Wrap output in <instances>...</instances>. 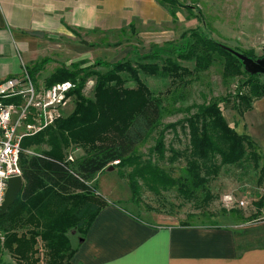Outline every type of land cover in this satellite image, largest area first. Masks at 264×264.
<instances>
[{"label": "trees", "instance_id": "16d2710c", "mask_svg": "<svg viewBox=\"0 0 264 264\" xmlns=\"http://www.w3.org/2000/svg\"><path fill=\"white\" fill-rule=\"evenodd\" d=\"M200 23L204 24L202 20ZM224 47L197 28L183 33L178 43L154 47L148 54L137 53L136 62L96 60L91 66L74 63L50 74L44 80L47 87L73 84L69 93L73 98L71 111L62 109L51 127L21 143L23 152L31 154L20 156L22 188L0 217V264L4 251L16 264H72L76 248L71 245L70 234L83 240L106 206L90 183L111 166L127 183L133 203L140 200L141 186L154 192L177 187L192 201L196 191L205 188L225 167L251 166L259 171L258 183L263 182V158L257 146L249 136L229 126L218 102L191 105L184 110L182 121L162 127L166 109L160 95L152 94L141 79L168 80L174 94L190 82L187 77L207 71L217 61L222 64L224 80L243 79L233 107L243 117L254 101L264 97V83L261 76L248 75ZM241 54L254 58L251 52ZM181 62L193 63L194 68L190 70ZM48 63L43 59L27 67L31 79L35 80ZM90 80L91 98L83 93ZM177 126L187 132V145L181 151L165 143L166 132L175 131ZM150 140L153 145L144 159L140 149ZM76 151L83 155L67 162L69 153ZM166 153L171 156L166 158ZM177 159L184 161L190 182L175 180L160 167ZM204 195L203 203L212 201L210 192ZM255 206L258 215L264 199Z\"/></svg>", "mask_w": 264, "mask_h": 264}, {"label": "crops", "instance_id": "0c3cea01", "mask_svg": "<svg viewBox=\"0 0 264 264\" xmlns=\"http://www.w3.org/2000/svg\"><path fill=\"white\" fill-rule=\"evenodd\" d=\"M171 25V14L157 0H0V82L45 58L49 40L69 41L85 34L96 43V52L107 54L110 44L99 48V40L134 31L145 45L158 46L174 41ZM229 126L251 138L264 163V97ZM90 184L106 206L83 240L70 234L76 248L72 264H264L261 229L236 232L232 226H182L160 217L141 220L125 208L131 193L114 169L98 173ZM259 213L263 215L264 208Z\"/></svg>", "mask_w": 264, "mask_h": 264}, {"label": "rangeland", "instance_id": "374dc122", "mask_svg": "<svg viewBox=\"0 0 264 264\" xmlns=\"http://www.w3.org/2000/svg\"><path fill=\"white\" fill-rule=\"evenodd\" d=\"M157 1H160L171 14L172 25L169 29L175 34L173 43H178L183 33L202 28L212 39L238 53H253V60L264 55V0H175L171 3L164 0ZM201 20L204 24L200 23ZM165 27H158L157 32H161ZM81 41H86V46ZM98 43H100L99 48L107 46V43L110 44L108 48H105L108 49L107 54L96 52V43H92L85 34L78 35L69 41L64 38L49 40L46 55L43 58L48 59L49 63L36 75L35 81L44 83V80L56 69L61 66L69 68L74 63L91 66L96 60L114 63L128 59L131 60L130 62H136L138 61L135 56L137 53L148 54L154 47H163L166 44L165 42L158 46L145 45L135 37L134 31L131 36L99 40ZM181 64L190 70L194 68L193 63L181 62ZM95 69L100 72L105 71L101 68ZM222 71V64L216 61L207 71L187 77L186 81L190 80V82L178 88L174 94L168 88V80L141 76L151 93L160 95L162 105L166 109L161 126L182 121L186 116L184 110L191 105L208 104L213 101L220 104L228 124L236 121L239 116L233 111V107L236 103V93L240 90L243 79L224 80ZM259 79L264 83V77L261 76ZM91 88H93L91 84L86 87V97L91 98ZM72 102L73 98L63 107V112L71 111ZM165 143L167 147L181 151L187 145V132L180 126H177L175 131L168 130ZM152 145L153 141L150 140L140 149L144 159L148 156V149ZM82 155L83 152L80 151L73 154V157L76 159ZM170 156V153L165 154L166 158ZM260 165L264 167V163ZM160 167L173 179L182 180L183 183L190 182V178L185 173L183 160L177 159L173 164L162 163ZM258 179L259 171L251 166L225 167L205 188H199L196 191L195 199L192 201L178 192L177 187L154 192L141 186L139 202L133 203L130 200L124 206L133 215L145 221L160 217L177 221L179 224L186 223L189 226H232L236 227V232H254L256 229L264 231V214L257 215L255 206L260 199H264V181L258 183ZM206 191L210 192L213 199L203 203ZM227 193L242 195L248 203L247 208L232 211L222 208L221 198ZM74 239H79L75 233ZM2 264L16 263L4 251Z\"/></svg>", "mask_w": 264, "mask_h": 264}, {"label": "built area", "instance_id": "2783aa9c", "mask_svg": "<svg viewBox=\"0 0 264 264\" xmlns=\"http://www.w3.org/2000/svg\"><path fill=\"white\" fill-rule=\"evenodd\" d=\"M91 84V80L85 85ZM73 90L70 82L56 83L47 87L42 82L32 80L25 66L21 73L0 82V206L4 201L8 181L21 177L19 166L24 139L33 137L51 127L60 117L61 111L71 99ZM67 162H73L69 153ZM221 205L227 211L243 210L248 203L235 193H227L221 198Z\"/></svg>", "mask_w": 264, "mask_h": 264}, {"label": "water", "instance_id": "95a60500", "mask_svg": "<svg viewBox=\"0 0 264 264\" xmlns=\"http://www.w3.org/2000/svg\"><path fill=\"white\" fill-rule=\"evenodd\" d=\"M230 51L235 57L241 62L243 70L251 76H262L264 77V55L258 59H250L247 56L238 53L228 47H224ZM108 171H113V167L107 168ZM23 180L21 177H15L8 181L7 190L4 196V201L0 206V217L5 214L8 208L14 203L17 195L21 191Z\"/></svg>", "mask_w": 264, "mask_h": 264}]
</instances>
